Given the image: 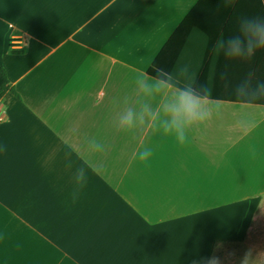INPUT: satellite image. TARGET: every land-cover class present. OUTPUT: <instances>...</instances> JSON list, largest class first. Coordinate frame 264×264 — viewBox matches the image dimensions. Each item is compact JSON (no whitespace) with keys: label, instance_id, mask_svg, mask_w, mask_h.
<instances>
[{"label":"crops","instance_id":"1","mask_svg":"<svg viewBox=\"0 0 264 264\" xmlns=\"http://www.w3.org/2000/svg\"><path fill=\"white\" fill-rule=\"evenodd\" d=\"M200 1L0 0L13 89L0 98V264H208L247 235L264 202V100L237 102L233 87L250 71L264 80V51L241 62L213 49L264 0ZM155 62L223 102L185 145L117 127ZM85 137L105 151L89 156Z\"/></svg>","mask_w":264,"mask_h":264},{"label":"clouds","instance_id":"2","mask_svg":"<svg viewBox=\"0 0 264 264\" xmlns=\"http://www.w3.org/2000/svg\"><path fill=\"white\" fill-rule=\"evenodd\" d=\"M214 54L229 61H251L264 51V16H242L233 34L220 36L214 44ZM155 75L140 73L135 78L136 99L129 103L119 115L117 127L120 131L133 133L137 129L150 127L177 144L189 143V133L194 128L206 125L214 117L221 116L223 103L211 97V91L197 86L194 79L183 70L170 72L154 67ZM237 102L255 103L264 100V80L248 72L233 87ZM82 150L89 156L105 151V146L95 138L85 137ZM152 157V149L145 147L135 158L145 166ZM66 165L72 167V153L65 154ZM88 159L74 173L73 199L87 184Z\"/></svg>","mask_w":264,"mask_h":264},{"label":"rangeland","instance_id":"3","mask_svg":"<svg viewBox=\"0 0 264 264\" xmlns=\"http://www.w3.org/2000/svg\"><path fill=\"white\" fill-rule=\"evenodd\" d=\"M208 264H264V202L243 240L217 244Z\"/></svg>","mask_w":264,"mask_h":264},{"label":"trees","instance_id":"4","mask_svg":"<svg viewBox=\"0 0 264 264\" xmlns=\"http://www.w3.org/2000/svg\"><path fill=\"white\" fill-rule=\"evenodd\" d=\"M202 1H204V0H201L200 3H202ZM199 8H200V6H198V5L195 6V8L193 9V12H190L191 14H189L188 17L186 18L185 23H186V21L192 19V13H194V11L198 10ZM154 67H159L158 62H155L152 65V67L148 71V74L155 75V73L153 72ZM8 92H13V89H12L10 81L8 79L6 70L4 69V67L0 66V98H3Z\"/></svg>","mask_w":264,"mask_h":264}]
</instances>
